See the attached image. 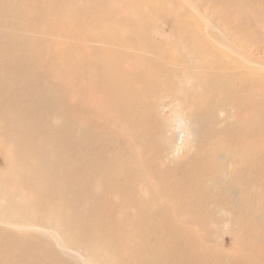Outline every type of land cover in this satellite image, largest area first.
Segmentation results:
<instances>
[{"label": "bare ground", "instance_id": "bare-ground-1", "mask_svg": "<svg viewBox=\"0 0 264 264\" xmlns=\"http://www.w3.org/2000/svg\"><path fill=\"white\" fill-rule=\"evenodd\" d=\"M36 1V4H32L33 0H0V24L3 26L0 30V106H8L11 110L10 119L0 128L3 147L0 154L5 166V181L0 184V191L8 193L10 200L15 202L9 204L10 208L0 209L2 225L13 230H0V264H73L72 260L59 261L62 255H76L68 247L72 232L75 234L74 242L97 259V264H159L151 255L152 241L166 244L175 252L183 249L182 255L171 264H208L209 254H196L194 249L202 248L194 244L193 248L176 233V216L158 213L159 203L175 206L179 195L160 190V193L154 192V201H148L142 187L145 173L134 164L137 158L123 155L116 163L110 160L112 156L108 153H99L98 146H101L100 141L104 145L106 132L116 133V136L134 143L136 134L128 123L133 117H139L144 125L143 114L151 107L149 103L152 97L161 96L165 83H170L165 86L170 87L185 81L184 77H187L198 84L200 98L209 85L221 89L226 87L223 81L227 78V71H221L224 73L222 80L215 70L220 71L224 68L222 66L229 68L228 63L208 53L209 46H203L197 37H193L188 42H196V45L189 54L198 61L194 60L192 66L186 57L180 56L177 64H185L186 72L176 74L168 69L165 63L169 57L163 54L166 47L159 41L158 34L168 30L160 20L176 16L177 0L141 1L150 2L153 5L151 11H146L145 6L144 11L138 10L137 6L129 5L126 0H115L118 6L125 9V14L119 18L108 14L104 7L107 3L102 0H68L74 11L67 17L69 24L63 19L68 13L59 11L61 0H42L39 8L41 0ZM37 11H45L46 15L36 18ZM261 13L264 14L263 11ZM79 14L84 16L79 17ZM93 19L101 20L96 32L90 29L91 24L87 21ZM75 20L80 21L81 27L84 26L85 37L108 47H92L81 31L77 33L83 43L78 42L70 26ZM40 24L47 31L60 32L69 37L66 43L53 41L43 49L45 54L55 56L57 53L59 57L63 52L66 55L67 65L71 69H66L68 74L65 77L56 68L42 63L40 51L33 47L28 35L16 37L6 29L21 26L29 30ZM169 28L168 33H175L180 38L178 23ZM124 29L127 31L124 32ZM145 33L151 36L147 38ZM218 37L225 45L230 44L226 35ZM185 46L189 50L190 45ZM205 53H208V57H205ZM8 54L17 58V62L11 66L4 62ZM162 55L159 59L158 56ZM92 71L100 73L105 82L90 83ZM8 72L15 77L9 79ZM232 79L235 80V77ZM56 85L63 89L64 95L57 94ZM13 87H19L22 93L13 96ZM247 95L242 99L248 97L247 101L252 102H246L245 107L246 112L251 111L253 115L250 120L249 115L245 120L248 126L252 125L250 128H254L259 126L255 118L264 108L260 105L261 101H251L253 97ZM235 96L232 92L226 94L228 105L229 101L237 99ZM79 100L87 105L84 110ZM22 101L23 104L30 103L24 107ZM200 102L192 98L189 105L198 108ZM220 108H225V105H220ZM68 112L72 115H68ZM202 113L198 117L200 122L203 121ZM6 142L12 144L11 150L5 148ZM221 149L222 146H219ZM215 165L213 158L211 165L205 166V174L213 177L210 169ZM244 166L251 170L264 166V163L248 161ZM242 176L243 173L240 174ZM126 180L129 183L123 186L122 182ZM122 190L130 193L131 204L119 211L117 203L121 200ZM206 193L203 190L196 194L200 204L204 203ZM25 197L30 201L22 205ZM2 207L3 203H0ZM132 212H136L133 217L137 223L123 219ZM112 213L117 216L114 217ZM30 218L37 220L36 223L43 222V227L31 228ZM53 221L64 225L67 232L47 231L49 223ZM26 231L34 235L24 234ZM121 231L125 239L120 238ZM166 233L172 234L170 243L164 240ZM97 237L106 239L107 243L98 242ZM105 252L110 254L106 259L103 257ZM241 254H238L236 264L246 263V257ZM116 256L122 260L114 259Z\"/></svg>", "mask_w": 264, "mask_h": 264}, {"label": "rangeland", "instance_id": "rangeland-1", "mask_svg": "<svg viewBox=\"0 0 264 264\" xmlns=\"http://www.w3.org/2000/svg\"><path fill=\"white\" fill-rule=\"evenodd\" d=\"M11 1L17 2L18 0ZM102 1L107 3L104 7L107 8L108 14H112L111 16L119 18L125 14V9L123 10L121 5L118 6L114 2L115 0ZM126 1L131 6H137L136 9L141 11L145 10L144 6L146 11H151L153 7L150 2H141L143 0ZM36 2L33 0L32 4H36ZM41 2L42 0L38 8L41 6ZM175 4L178 8L176 16L160 20L163 27H168L166 32L158 34L159 41L166 47L163 54H167L169 57V61L165 65H168V69L176 74L185 73L186 65L177 64L179 62L177 58L186 57V61L189 64L192 63V66L198 61V59L190 57L189 54L196 42H188L193 37H197L200 44L209 46L208 53H212L219 60L228 63L229 68L222 66L224 68L220 71L215 70L222 80L224 74L222 72L227 71V78L223 81L226 87L221 89L216 85H209L205 89L206 93L200 98L197 93L198 84L187 77H184L185 81L170 87H165L170 84L165 83L161 89V96L152 97L150 100L151 107L143 114L144 125L139 117H133L128 123L136 134L134 143L127 142L126 138L122 136H116V133L106 132L107 139L103 146L100 141L101 146H98V152L102 155L108 153L109 156H112L110 160H114L116 163L123 155L137 158L134 164L139 171L145 173L142 187L147 193L148 201H154V192L159 191L160 193V190L176 192L179 195L175 206L168 207L166 202L159 203L158 213L163 216H176V233H179L183 237V241L190 243L193 248L194 245L202 248L203 251L195 248L196 254H209L208 264H236L238 254L241 253L246 257L245 264H264V174L262 173L264 166H256L251 170L244 166L248 161H253L256 164L264 163V133L262 132L264 111L258 117H254L259 126L250 128L252 125L248 126L245 118L249 115L248 119L250 120L253 114L251 111L246 112L247 107L245 106L246 102L249 104L252 102L247 101L248 97L242 99V96L248 94L249 98L253 97L250 98L251 101H261L260 105L264 108V14L261 13L264 12V1L177 0ZM59 11L68 13L63 19L65 23L69 24L67 17L74 14L70 2L61 0ZM45 15V11L35 13L36 18ZM83 16V14H79V17ZM87 21L91 24L90 29L96 32L101 20ZM174 23L180 25V38H177L175 33H168L171 30L169 27ZM70 26L74 38L78 42L83 43L77 33L81 31L83 38L92 47H108L102 42L85 37L84 26L81 27L79 20L73 21ZM2 29L3 26L0 24V30ZM6 29H9L16 37L28 35L33 47L41 52V54L39 52V58L42 63L56 68L58 72L63 73V77L67 76L66 69H71V67L67 65L66 55L64 56V53L61 52L59 58L57 53L55 56L51 53L45 54L43 49L49 47L53 41L66 43L69 37L60 32L47 31L41 24L34 25L29 30H25L21 26L6 27ZM126 31L124 29V32ZM222 34L230 39L228 46L219 39L218 36H222ZM150 36L145 33V37ZM185 45H190L189 50ZM53 47L54 45L51 48ZM208 53H205V57H208ZM142 54L156 58L147 53ZM162 57L163 55L158 56L159 59ZM4 62L7 66H11L17 62V58L8 54ZM19 64L22 65V61L19 60ZM239 67L241 68L238 69ZM8 74L9 79L15 77L9 72ZM233 76L235 80L232 79ZM90 78V83L105 82V78L97 71H92ZM219 81L222 82L220 79ZM13 88V96L22 93L19 87ZM56 88L57 94L64 95L61 87L56 85ZM228 92L234 93L237 98L235 101H229V105L225 98ZM221 95H223L222 98L219 97ZM192 98L201 100L198 108L189 105ZM23 102L21 104L24 107L30 103L23 104ZM78 102L84 110L87 105L80 100ZM223 104L225 108L221 109L220 105ZM10 111L8 106H0V128L10 119ZM202 111L204 112L202 113ZM201 113L202 122L198 118ZM68 115L72 114L68 112ZM83 118H85V114ZM240 125L241 129L239 130ZM219 146H222L221 150H219ZM12 147V144L6 142L7 150H11ZM1 148L3 147L0 141ZM213 158L216 165L210 169L212 177L205 174L204 168L211 165ZM4 168V160L0 154V184L5 181L3 178ZM242 173L243 176L240 177ZM195 176H198L197 179ZM128 183L126 180L122 182V185L126 186ZM143 190L141 192L145 193ZM203 190H206L207 193L204 203L200 204L196 194ZM129 196L130 193L122 190L119 197L121 200L117 203L119 211L124 206L131 204ZM27 200L30 201L26 198L22 205L28 204ZM0 203H3V207L0 209H5L10 208L9 204L15 202L10 200L8 193L0 191ZM112 214L114 217L117 216ZM135 215L136 212H132L128 217L123 216V219H130L137 223L133 217ZM36 222L37 220L30 218L31 228L43 227V222ZM109 229L113 228L109 227ZM0 230L13 232L12 229L2 225L1 221ZM47 231L67 232L66 227L57 221L50 222ZM17 233L23 234V232ZM26 233L34 235L32 232H24V234ZM120 233V238H124V232ZM70 237L68 247L76 255H62L59 257L60 262L72 260L73 264L98 263V260L94 259L79 243L74 242L75 234L73 232ZM171 239L172 234L166 233L165 242L170 243ZM113 240L114 237H112ZM97 241L107 243L106 239L99 237H97ZM150 249L151 255L156 258L159 264H171L183 253V249L175 252L159 241L150 242ZM108 256L110 254L107 252L103 254L105 259ZM114 259L122 260L119 256Z\"/></svg>", "mask_w": 264, "mask_h": 264}]
</instances>
